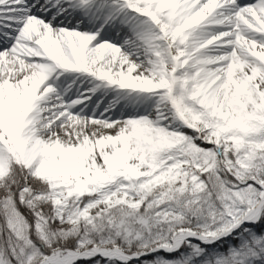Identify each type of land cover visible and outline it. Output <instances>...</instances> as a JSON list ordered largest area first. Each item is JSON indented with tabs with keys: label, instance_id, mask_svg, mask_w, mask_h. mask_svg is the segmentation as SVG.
Masks as SVG:
<instances>
[{
	"label": "snow or ice",
	"instance_id": "1",
	"mask_svg": "<svg viewBox=\"0 0 264 264\" xmlns=\"http://www.w3.org/2000/svg\"><path fill=\"white\" fill-rule=\"evenodd\" d=\"M0 264H264V0H0Z\"/></svg>",
	"mask_w": 264,
	"mask_h": 264
}]
</instances>
